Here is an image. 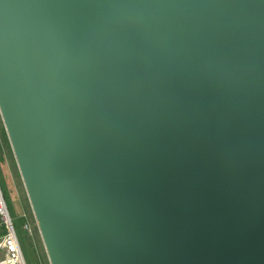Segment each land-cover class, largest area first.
<instances>
[{
	"label": "water",
	"instance_id": "1",
	"mask_svg": "<svg viewBox=\"0 0 264 264\" xmlns=\"http://www.w3.org/2000/svg\"><path fill=\"white\" fill-rule=\"evenodd\" d=\"M0 117L50 264H264V0H0Z\"/></svg>",
	"mask_w": 264,
	"mask_h": 264
},
{
	"label": "rangeland",
	"instance_id": "2",
	"mask_svg": "<svg viewBox=\"0 0 264 264\" xmlns=\"http://www.w3.org/2000/svg\"><path fill=\"white\" fill-rule=\"evenodd\" d=\"M0 186L26 264H50L0 117ZM26 222L30 235L23 231Z\"/></svg>",
	"mask_w": 264,
	"mask_h": 264
},
{
	"label": "built area",
	"instance_id": "3",
	"mask_svg": "<svg viewBox=\"0 0 264 264\" xmlns=\"http://www.w3.org/2000/svg\"><path fill=\"white\" fill-rule=\"evenodd\" d=\"M22 229L27 235L31 233V227L26 222ZM0 264H26L19 241L16 235L15 226L9 215L5 198L0 186Z\"/></svg>",
	"mask_w": 264,
	"mask_h": 264
},
{
	"label": "bare ground",
	"instance_id": "4",
	"mask_svg": "<svg viewBox=\"0 0 264 264\" xmlns=\"http://www.w3.org/2000/svg\"><path fill=\"white\" fill-rule=\"evenodd\" d=\"M20 172V171H19Z\"/></svg>",
	"mask_w": 264,
	"mask_h": 264
}]
</instances>
